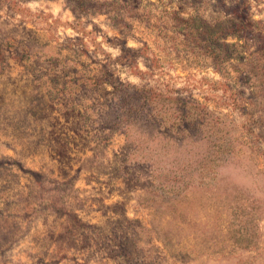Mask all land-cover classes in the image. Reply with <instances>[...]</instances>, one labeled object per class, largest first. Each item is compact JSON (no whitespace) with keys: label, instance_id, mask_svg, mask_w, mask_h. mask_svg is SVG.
Here are the masks:
<instances>
[{"label":"rangeland","instance_id":"374dc122","mask_svg":"<svg viewBox=\"0 0 264 264\" xmlns=\"http://www.w3.org/2000/svg\"><path fill=\"white\" fill-rule=\"evenodd\" d=\"M0 264H264V0H0Z\"/></svg>","mask_w":264,"mask_h":264}]
</instances>
